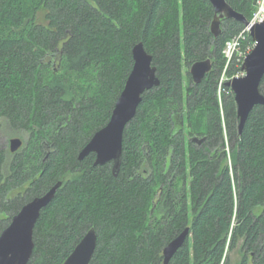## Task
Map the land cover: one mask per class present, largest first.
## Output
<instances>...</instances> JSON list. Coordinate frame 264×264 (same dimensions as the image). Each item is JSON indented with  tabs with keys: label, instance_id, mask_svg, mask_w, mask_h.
Listing matches in <instances>:
<instances>
[{
	"label": "trees",
	"instance_id": "obj_1",
	"mask_svg": "<svg viewBox=\"0 0 264 264\" xmlns=\"http://www.w3.org/2000/svg\"><path fill=\"white\" fill-rule=\"evenodd\" d=\"M225 1L252 19L256 0ZM213 14L208 0H0V130L22 139L15 153L0 149V234L62 183L35 223L27 264H63L91 229L89 264H163L185 228L168 264H231L234 250L236 264H264V106L239 133L225 84L218 100L224 45L244 25L223 20L214 38ZM138 43L159 86L126 125L114 176L112 163L78 155L108 123ZM207 58L212 69L195 85L188 69ZM240 70L234 62L225 75Z\"/></svg>",
	"mask_w": 264,
	"mask_h": 264
},
{
	"label": "water",
	"instance_id": "obj_2",
	"mask_svg": "<svg viewBox=\"0 0 264 264\" xmlns=\"http://www.w3.org/2000/svg\"><path fill=\"white\" fill-rule=\"evenodd\" d=\"M214 14L210 21L209 32L217 38L222 33L221 22L232 19L249 26L241 14L235 12L225 0H208ZM249 37L254 43L253 49L244 58L241 70L242 77H236L225 83L234 96L240 133L249 113L256 106H264V96L260 94L259 86L264 76V20L249 26ZM133 66L125 81L124 87L112 109L108 123L97 131L78 155L83 160L89 154L95 155V165L102 166L112 163V173L117 175L122 157V137L126 125L134 118L141 102V96L154 87L159 86L156 67L152 65L149 55L142 43L136 44L131 51ZM212 69L210 58L193 63L188 74L193 84L202 82ZM192 142L202 145L204 138L194 137ZM9 150L15 153L21 146L19 139L9 141ZM62 183H56L40 197L25 204L10 224L0 234V264H27L34 248L33 229L40 212L54 199L56 191ZM190 235L185 228L176 238L163 249V264H168L179 248L183 246ZM96 247V234L93 229L88 231L76 245L63 264H89Z\"/></svg>",
	"mask_w": 264,
	"mask_h": 264
},
{
	"label": "built area",
	"instance_id": "obj_3",
	"mask_svg": "<svg viewBox=\"0 0 264 264\" xmlns=\"http://www.w3.org/2000/svg\"><path fill=\"white\" fill-rule=\"evenodd\" d=\"M256 9L252 16V19L249 21V26L261 23L264 20V0H256ZM249 26L244 27L235 37L227 41L223 48V55L227 59L224 67V73L226 70L235 62V67H242L244 58L247 54L253 49L254 43L247 41L246 37L249 36ZM245 44V45H244ZM244 45V47H243ZM244 73L242 70L236 72L232 78L226 79L225 83L232 80L236 77H242ZM223 83L221 80L220 87ZM224 83V84H225ZM219 87V88H220Z\"/></svg>",
	"mask_w": 264,
	"mask_h": 264
},
{
	"label": "rangeland",
	"instance_id": "obj_4",
	"mask_svg": "<svg viewBox=\"0 0 264 264\" xmlns=\"http://www.w3.org/2000/svg\"><path fill=\"white\" fill-rule=\"evenodd\" d=\"M185 71L186 70H184V72ZM223 73H224V70H223L222 74L220 75V79H219V82H218L217 97H218V100L219 101L221 100V96L223 94V88H222V86L224 85L226 79H228L227 76L225 74H223ZM221 80H223V83H222V85L220 87ZM5 133H7V130L6 129H1L0 130V149H3L5 147V148H7L9 150L10 145H9L8 141H10L12 138L6 137ZM19 140L22 142V139H19ZM228 255H229V261H230L231 264H236L238 262V260H239V254L237 253V250L231 251L230 254H228Z\"/></svg>",
	"mask_w": 264,
	"mask_h": 264
},
{
	"label": "bare ground",
	"instance_id": "obj_5",
	"mask_svg": "<svg viewBox=\"0 0 264 264\" xmlns=\"http://www.w3.org/2000/svg\"><path fill=\"white\" fill-rule=\"evenodd\" d=\"M222 54H223V51H222ZM223 57H224V55H223ZM224 59H225V61H227V59L224 57ZM14 139H16V138H14ZM18 139V138H17ZM201 139V138H200Z\"/></svg>",
	"mask_w": 264,
	"mask_h": 264
}]
</instances>
